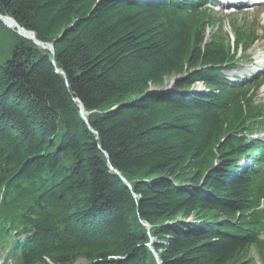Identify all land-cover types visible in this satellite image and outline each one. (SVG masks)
<instances>
[{"label": "trees", "instance_id": "trees-1", "mask_svg": "<svg viewBox=\"0 0 264 264\" xmlns=\"http://www.w3.org/2000/svg\"><path fill=\"white\" fill-rule=\"evenodd\" d=\"M195 2L0 0L55 53L1 31L12 264H264V107L225 74L256 33L234 21L232 42Z\"/></svg>", "mask_w": 264, "mask_h": 264}, {"label": "rangeland", "instance_id": "rangeland-1", "mask_svg": "<svg viewBox=\"0 0 264 264\" xmlns=\"http://www.w3.org/2000/svg\"><path fill=\"white\" fill-rule=\"evenodd\" d=\"M209 1L211 2V0H209ZM262 8H264V7H262ZM262 8H255V9H253L251 11H247V13L244 12V11H241L240 12V15L234 16V17H238V18H234V19H236V20L237 19H240L239 20V24L240 25H242V24L248 25V26L252 27V29H254L255 31H257L256 34H257L258 38L260 39V42L256 43V45L254 46L253 50H251V52H250L251 54L254 55V60L256 62V65L264 57V9H262ZM231 21H232L231 19L230 20H226L220 26V32L222 34H229V35L232 36L233 33L231 31ZM3 28H5L8 32H10L11 35H14L15 33L17 34V32L9 29L3 23L0 22V45L1 46L3 45V47H4V45L6 43H8L9 41L12 40L13 36L11 38L9 36L3 35L1 33V31L3 30ZM18 36H20V35H18ZM22 38L24 40H27L24 37H22ZM28 41H30V40H28ZM44 44H46V43H44ZM44 51H46V50H44ZM243 57L245 58L246 55H244ZM243 62H245V63H243V65L239 66V71L240 72L230 73L231 76L238 77V78L253 77L257 73V71L259 70V69H256L255 67H253L254 65H252L251 63H249V61L244 60ZM263 72H264V69H263ZM230 78H232V77H230ZM174 82H175V79H170L168 81V83H167L166 89L167 90L168 89H172L174 87ZM193 91H196V92H204V88L201 85L197 84L194 87ZM258 97L262 101H264V87L259 90ZM260 99H259V101H260ZM258 136H259V138L261 140H264V134L261 133ZM241 166L244 167L245 166V163L241 164ZM248 259L251 260V261H253V264H260V260L258 258V255L252 249L249 251ZM75 264H87V262L85 260H79Z\"/></svg>", "mask_w": 264, "mask_h": 264}, {"label": "water", "instance_id": "water-1", "mask_svg": "<svg viewBox=\"0 0 264 264\" xmlns=\"http://www.w3.org/2000/svg\"><path fill=\"white\" fill-rule=\"evenodd\" d=\"M3 19H9V20H12L13 21V23H15V25L17 26V30H16V32H17V34L18 35H20L21 36V34H20V32H19V29H21V31L23 30V31H25L23 28H20L17 24H16V22L13 20V19H11V18H9V17H3V16H1L0 15V22L1 23H3L6 27H8L9 29H11L9 26H7L6 25V23L4 22V20ZM30 33V32H29ZM31 34H33V33H31ZM33 36L35 37V35L33 34ZM21 37H23V36H21ZM32 38V40L34 41V39L35 38ZM35 43H36V45H38L39 47H42V45H43V47H44V50H46L47 52H49V53H51L52 54V56H54V48H53V46L52 45H50V44H44V43H41L40 41H37V40H35ZM48 47V48H47ZM60 73V72H59ZM80 109H81V116H82V118L87 122V117H86V112L84 111V109H83V107H82V105H80ZM115 173L117 174V175H120L118 172H116L115 171ZM124 180V179H123ZM125 182H126V180H124ZM144 226L148 229V230H150V226L148 225V224H144ZM155 244V241H154V239H151V242H150V247L152 246V245H154ZM155 256L157 257V255L155 254Z\"/></svg>", "mask_w": 264, "mask_h": 264}, {"label": "bare ground", "instance_id": "bare-ground-1", "mask_svg": "<svg viewBox=\"0 0 264 264\" xmlns=\"http://www.w3.org/2000/svg\"><path fill=\"white\" fill-rule=\"evenodd\" d=\"M223 4L226 2L225 0H222ZM214 2L216 3L217 1L214 0L213 2H209V5L214 4ZM4 22L6 23L7 26H9L11 28V30L16 31L17 30V26L15 25V23H13L12 20L9 19H3ZM253 31H255L254 29H252ZM19 32L21 34V36H23L24 38H26L27 40H30L33 42V44L36 45L35 40L39 41L36 37L33 36V34L29 33L28 31H21V29H19ZM35 38L34 41L32 40V38ZM38 48H40L41 50H44V47L42 45V47H39L38 45H36ZM48 48V47H47ZM261 63H264V59L261 61Z\"/></svg>", "mask_w": 264, "mask_h": 264}, {"label": "snow or ice", "instance_id": "snow-or-ice-1", "mask_svg": "<svg viewBox=\"0 0 264 264\" xmlns=\"http://www.w3.org/2000/svg\"><path fill=\"white\" fill-rule=\"evenodd\" d=\"M262 2H264V0H262Z\"/></svg>", "mask_w": 264, "mask_h": 264}]
</instances>
